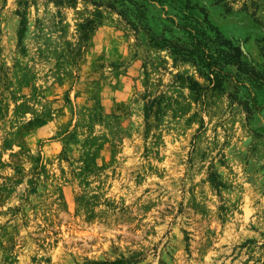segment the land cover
<instances>
[{
    "label": "rangeland",
    "instance_id": "1",
    "mask_svg": "<svg viewBox=\"0 0 264 264\" xmlns=\"http://www.w3.org/2000/svg\"><path fill=\"white\" fill-rule=\"evenodd\" d=\"M263 137L264 0H0V264H264Z\"/></svg>",
    "mask_w": 264,
    "mask_h": 264
},
{
    "label": "trees",
    "instance_id": "2",
    "mask_svg": "<svg viewBox=\"0 0 264 264\" xmlns=\"http://www.w3.org/2000/svg\"><path fill=\"white\" fill-rule=\"evenodd\" d=\"M185 29L188 30L187 28ZM188 31L190 33V36L194 39V42L191 45L192 48H189L188 45H186L185 43H182L178 46L171 45V55L174 57V60L176 62H191L199 68H207L208 71L205 74L208 75V79L212 83V89H217L222 86V78H220L219 76L228 63L236 61V64L239 66V68L243 67L244 63L242 61V55L244 53L241 46H233L230 43L232 49L235 52L234 55L230 57L225 54H223L222 56H216L213 52H211L212 49L210 48V46L206 44L203 45V43L199 40L198 36L195 33L190 30ZM22 32L23 30L21 31V33ZM194 85H197V83H195ZM155 102L156 99L146 104L145 110L147 119L149 118V113L152 110V107H154ZM255 105L257 106V104ZM258 107L259 106H257V108Z\"/></svg>",
    "mask_w": 264,
    "mask_h": 264
},
{
    "label": "crops",
    "instance_id": "3",
    "mask_svg": "<svg viewBox=\"0 0 264 264\" xmlns=\"http://www.w3.org/2000/svg\"><path fill=\"white\" fill-rule=\"evenodd\" d=\"M215 8H216L215 12L217 13V15L218 14L220 15L222 12H224L223 5H215ZM227 20L228 22L224 24L223 29H226V26L228 27L230 25H233V21L231 19H227ZM256 148L257 150H256L255 158L257 159V162L264 164V137L260 140V143H258Z\"/></svg>",
    "mask_w": 264,
    "mask_h": 264
}]
</instances>
